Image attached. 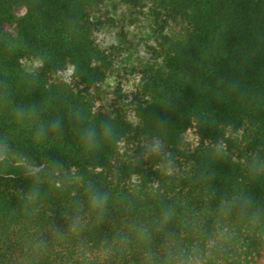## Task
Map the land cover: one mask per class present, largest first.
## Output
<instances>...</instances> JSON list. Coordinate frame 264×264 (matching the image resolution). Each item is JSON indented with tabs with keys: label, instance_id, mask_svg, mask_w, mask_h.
Wrapping results in <instances>:
<instances>
[{
	"label": "trees",
	"instance_id": "trees-1",
	"mask_svg": "<svg viewBox=\"0 0 264 264\" xmlns=\"http://www.w3.org/2000/svg\"><path fill=\"white\" fill-rule=\"evenodd\" d=\"M108 1L0 0V264H264V0H124L156 46L98 108Z\"/></svg>",
	"mask_w": 264,
	"mask_h": 264
},
{
	"label": "rangeland",
	"instance_id": "rangeland-1",
	"mask_svg": "<svg viewBox=\"0 0 264 264\" xmlns=\"http://www.w3.org/2000/svg\"><path fill=\"white\" fill-rule=\"evenodd\" d=\"M147 3L149 2L145 1V5ZM106 12L113 18V23L98 32V43L106 50L118 47L121 56L116 60L114 71L100 86L98 91L100 95L98 96L101 101L97 104L98 108L113 102L119 94L124 100H130L139 83V77L133 75L132 70L140 62L149 58L150 47L156 46L157 38L155 22L148 7L137 13L124 0H109L102 8V13ZM100 18L101 13L93 14L94 21L97 22ZM38 65L37 61L26 62V66L30 70L36 69ZM54 78L72 81V69L59 73ZM186 137L193 146L197 144L198 139L193 130L189 131ZM37 170L36 167L23 163L15 164L0 157V174L11 172L27 174Z\"/></svg>",
	"mask_w": 264,
	"mask_h": 264
},
{
	"label": "clouds",
	"instance_id": "clouds-1",
	"mask_svg": "<svg viewBox=\"0 0 264 264\" xmlns=\"http://www.w3.org/2000/svg\"><path fill=\"white\" fill-rule=\"evenodd\" d=\"M105 203H106V200L100 194H97L92 200L93 206L101 208V209L103 208Z\"/></svg>",
	"mask_w": 264,
	"mask_h": 264
}]
</instances>
